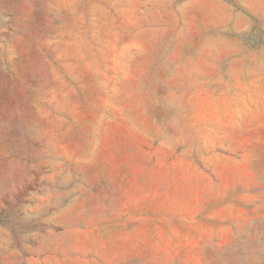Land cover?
I'll return each instance as SVG.
<instances>
[{
  "label": "rangeland",
  "instance_id": "obj_1",
  "mask_svg": "<svg viewBox=\"0 0 264 264\" xmlns=\"http://www.w3.org/2000/svg\"><path fill=\"white\" fill-rule=\"evenodd\" d=\"M0 264H264V0H0Z\"/></svg>",
  "mask_w": 264,
  "mask_h": 264
}]
</instances>
